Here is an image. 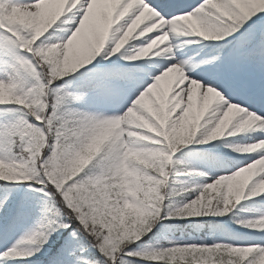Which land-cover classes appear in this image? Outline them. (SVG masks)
I'll return each instance as SVG.
<instances>
[{"label":"snow or ice","instance_id":"obj_1","mask_svg":"<svg viewBox=\"0 0 264 264\" xmlns=\"http://www.w3.org/2000/svg\"><path fill=\"white\" fill-rule=\"evenodd\" d=\"M0 264H264V0H0Z\"/></svg>","mask_w":264,"mask_h":264}]
</instances>
